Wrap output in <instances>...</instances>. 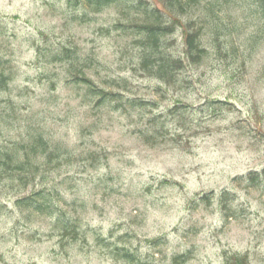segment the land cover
Masks as SVG:
<instances>
[{"label":"rangeland","instance_id":"obj_1","mask_svg":"<svg viewBox=\"0 0 264 264\" xmlns=\"http://www.w3.org/2000/svg\"><path fill=\"white\" fill-rule=\"evenodd\" d=\"M68 1L0 0V69L11 76L0 116L9 140L39 124L72 151L50 180L57 187L67 179L63 208L87 233L89 253L69 240L63 249L45 215L17 223L18 195L5 184L0 264H120L106 247L98 251L92 234L122 237L148 264H174L183 254L184 264H225L235 254L264 264V181L249 177L264 169V38L253 0L191 7L182 24L202 29L206 55L197 64L186 60L177 25L167 50L186 67L171 85L140 69V35L127 28L140 2L167 18L159 0H127L97 14ZM63 46L93 60L88 72L102 86L125 83V107L85 105L67 81L66 62L51 59Z\"/></svg>","mask_w":264,"mask_h":264},{"label":"trees","instance_id":"obj_2","mask_svg":"<svg viewBox=\"0 0 264 264\" xmlns=\"http://www.w3.org/2000/svg\"><path fill=\"white\" fill-rule=\"evenodd\" d=\"M219 1L223 2L225 7L232 8L233 0H210V6ZM126 2L127 0L68 1L70 5L84 4L95 14L111 5H123ZM201 2L202 0H159L168 15L167 18L163 16L158 7L149 4L143 6L142 2L139 3V7H143V10L132 17L127 28L140 35L136 38L137 45L141 46L138 66L149 77H154L167 85L175 84L176 74L185 69L186 60L193 64L202 61L206 55L205 49L199 45L202 29L196 28L192 22H187L188 25L185 28L182 24V17L191 7ZM253 2L252 11L258 20L256 33L264 38V0H253ZM177 25L183 26L184 29L186 60L173 56L167 50L170 45L167 37L175 32ZM216 26L212 25L211 28ZM216 36H219V32L216 33ZM51 59L54 62H66L69 67L66 73V78L69 77L67 81L77 92L81 101L91 109L110 107L113 103H117L114 107L115 110L125 107L123 104V93L127 91L125 83L112 79L105 80L103 83L106 85L102 86L101 82L88 72L93 67V60H88L87 57L77 54L76 50L66 46L52 53ZM0 70H2L0 71V92H6L11 81L10 72H5L4 68ZM262 74L264 75V69ZM126 100L135 106V100ZM136 105L143 107L146 104L138 102ZM33 116L38 118L39 113L34 111ZM5 123L6 117L2 116L0 119V185L6 184V187L11 188L12 193L18 195L13 203L14 208L11 209L17 223H30L38 216L45 215L48 220V233L58 236L63 249L69 240L74 244L82 243L79 251L84 252L86 249L84 255L88 254L87 248L90 242L87 239V233L82 230L77 218L68 216L63 208V205H66L63 198L65 193L63 185L67 179L61 181L57 187L54 186L55 184H51L54 180H50L55 176L54 173H59V169L62 170L63 165L70 161L72 151L61 141L55 140L50 133L47 137L46 128L39 124L30 125L24 135L21 134L20 137L9 140L5 137V128L7 127ZM144 137L151 140L147 135ZM89 157L94 163L99 161L96 153L90 154ZM249 177L252 181H264V169L259 173L250 174ZM37 187L38 189L25 194L31 188ZM227 197L228 194L223 192L220 195V200L225 203ZM224 207H226L225 204ZM92 236L98 251L100 252L102 247H106L107 254L111 255L115 261H120V264H148L144 257L119 243L122 237L111 240L103 239L98 235L92 234ZM187 257L185 254L174 256L172 261L174 264H184L188 261ZM225 264H249V262L246 255L235 254L228 258Z\"/></svg>","mask_w":264,"mask_h":264}]
</instances>
